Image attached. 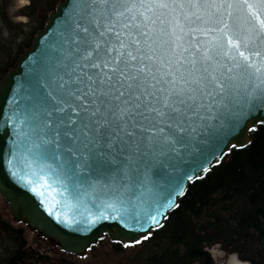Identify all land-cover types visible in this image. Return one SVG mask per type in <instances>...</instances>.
I'll return each mask as SVG.
<instances>
[{
  "label": "snow or ice",
  "instance_id": "snow-or-ice-1",
  "mask_svg": "<svg viewBox=\"0 0 264 264\" xmlns=\"http://www.w3.org/2000/svg\"><path fill=\"white\" fill-rule=\"evenodd\" d=\"M65 8L28 71L15 152L33 169L32 191L55 184L99 202L89 226L114 217L143 233L124 244L133 247L178 206L184 181L226 154L220 145L242 123H264V0Z\"/></svg>",
  "mask_w": 264,
  "mask_h": 264
},
{
  "label": "trees",
  "instance_id": "trees-1",
  "mask_svg": "<svg viewBox=\"0 0 264 264\" xmlns=\"http://www.w3.org/2000/svg\"><path fill=\"white\" fill-rule=\"evenodd\" d=\"M28 48L29 43L21 45L15 60L0 64V82ZM251 133L248 148L233 150L189 187L164 227L140 244L147 249L136 264H214L209 253L214 246L237 255L240 262L264 264V126ZM113 245L120 252L121 246ZM46 248L51 258H45L42 251L35 256L25 251L17 258L21 264H29V258L38 264L81 262L71 254L50 250L55 247L46 244Z\"/></svg>",
  "mask_w": 264,
  "mask_h": 264
},
{
  "label": "water",
  "instance_id": "water-1",
  "mask_svg": "<svg viewBox=\"0 0 264 264\" xmlns=\"http://www.w3.org/2000/svg\"><path fill=\"white\" fill-rule=\"evenodd\" d=\"M59 1L56 9L48 16L45 27L37 32L31 47L20 56L14 69L9 71L5 80L0 83V197L7 201L11 217L16 223L24 225L31 233L36 234L37 238L62 252L84 258L101 240L108 239L124 246L125 243L131 244L137 238H142L143 233L125 228L117 223L114 217L89 226V221L95 219V214L101 210L99 202H93L89 198H73L55 184V191L47 187L40 188L39 185L36 186L35 192L32 191V186L27 180L33 178L29 176L33 169L19 152H15L18 125L14 114L22 106L21 97L25 94L28 71L33 61L40 58L42 51L56 38L57 31L62 27L68 0ZM260 126H264V123L255 116L242 123L225 143L220 145V150L226 154L220 157L218 150L217 156L220 159L204 164V167L209 169L207 173H200L198 179L194 177L192 181H184L183 195L173 196V201L178 206L167 209L165 216L159 218L160 226L152 230L151 237L155 231L164 227V223L179 207L189 187L205 178L233 150L248 148L251 132L258 130ZM230 144L236 146L231 147ZM22 176L25 179H21Z\"/></svg>",
  "mask_w": 264,
  "mask_h": 264
},
{
  "label": "rangeland",
  "instance_id": "rangeland-1",
  "mask_svg": "<svg viewBox=\"0 0 264 264\" xmlns=\"http://www.w3.org/2000/svg\"><path fill=\"white\" fill-rule=\"evenodd\" d=\"M59 2L36 0L34 4L29 6L27 0H3V4L0 0L1 65L15 60L21 45L29 43L31 47L40 27L42 24L46 25L48 16L56 9ZM12 221L14 220L11 214L5 217V210L0 208V264H21L19 255L22 256L20 253L25 251L33 256H35V252L42 251L45 258H51L48 255L49 249L46 248V244L50 246L47 242L37 238L36 235H32L26 227L24 229L16 228ZM20 231L22 235L19 233ZM113 244L108 239H104L98 246L93 247L94 250L87 257L78 259L74 256V260H81L79 264H136L138 260L144 257L147 249L146 246L138 244L127 248L121 246L122 249L119 252ZM43 248L45 251L42 250ZM209 253L212 255L214 264H245L239 261L237 255L225 254L220 246L210 248ZM26 262L38 264L32 258Z\"/></svg>",
  "mask_w": 264,
  "mask_h": 264
},
{
  "label": "flooded vegetation",
  "instance_id": "flooded-vegetation-1",
  "mask_svg": "<svg viewBox=\"0 0 264 264\" xmlns=\"http://www.w3.org/2000/svg\"><path fill=\"white\" fill-rule=\"evenodd\" d=\"M2 1L3 0H1V4H3L2 3ZM5 1V0H4ZM28 2H29V6L30 5H32V4H34L35 3V1L36 0H27ZM51 1H53V2H57V1H59V0H51ZM0 208H3L4 210H5V217H8V214H9V216H10V209H9V206H8V203L6 202V200L4 199V198H2V197H0ZM4 216V215H3ZM12 223H13V226H15L16 228H19V227H21V228H23L24 229V225H20V224H18V223H16L15 221H12ZM32 235H36V234H33V233H31ZM50 247H53V246H51L50 245ZM51 250H53V252H58V254L59 255H62V254H65V255H68V254H66V253H64V252H62L61 250H59L58 248H52ZM32 262V261H31ZM29 264H34V263H29Z\"/></svg>",
  "mask_w": 264,
  "mask_h": 264
}]
</instances>
